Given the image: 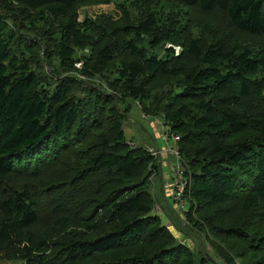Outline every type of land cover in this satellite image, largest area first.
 I'll list each match as a JSON object with an SVG mask.
<instances>
[{
	"label": "trees",
	"instance_id": "1",
	"mask_svg": "<svg viewBox=\"0 0 264 264\" xmlns=\"http://www.w3.org/2000/svg\"><path fill=\"white\" fill-rule=\"evenodd\" d=\"M102 1L0 0V256L217 263L205 251L197 258L154 212L159 165L124 130L122 106L134 101L180 136L191 222L210 228L225 264H264V0H168V9L224 14L257 39L252 48L208 25L198 28L203 38L181 40L182 11L162 18L151 6L162 10L160 0H137L139 20H78L76 7ZM57 165L56 179L40 178ZM53 189L82 199L66 207ZM53 206L59 215L43 221Z\"/></svg>",
	"mask_w": 264,
	"mask_h": 264
},
{
	"label": "rangeland",
	"instance_id": "2",
	"mask_svg": "<svg viewBox=\"0 0 264 264\" xmlns=\"http://www.w3.org/2000/svg\"><path fill=\"white\" fill-rule=\"evenodd\" d=\"M151 4V2H149ZM159 5H163L164 8L161 10L159 7H155L153 4L151 6L154 10L161 12L162 18H165L167 12L172 15L177 11L181 10L184 19L179 22L182 27L180 28L179 36L181 40H189L193 38H203L199 31L204 28L205 25H208L207 32L212 34L217 31L219 35H223L227 42L230 45L238 44L243 47H254L253 41L257 39L252 38L245 33H240L229 25L228 19L224 14H208L203 12L198 7H180L179 9H168L171 6L168 0H160ZM152 9V10H153ZM77 13L78 20L80 22H85L86 20H94L99 18H105L107 20H112L114 22H130L131 19L139 20L142 16L143 9L137 4V0H104L101 3H85L79 5L75 9ZM182 18V17H181ZM197 26V27H196ZM172 44L165 43L163 47L156 50V53L161 57H165V49L171 48ZM148 51L153 53L154 51L146 45ZM175 53L178 56H181L183 51L179 46H174ZM123 109L129 110V117L127 122H125V134L129 141L145 148L149 147L151 149H162L165 147L164 142V126L162 117H152L147 115L143 107L134 101L126 102L125 106H122ZM160 167V168H159ZM158 167L150 177L151 191L154 199V212L163 219V224L166 225L171 233L176 237L179 243H182L189 247L191 252L198 258L205 251L209 253L212 259L219 264H225L224 259L219 255V253L214 248L213 242H215L214 236L210 233V228L207 225L202 223L201 217L195 218L200 222V226H197L195 223L186 221L183 217V212L180 209L179 204L174 200L175 195L177 194L175 180V173L178 169L177 160L172 156H163V163ZM61 165H57L52 169L47 170L46 172H52V177H47V180L44 177L42 180L52 182L53 179H56L59 175V169ZM187 171H189L187 167ZM184 176L188 177V172L184 173ZM176 183V184H175ZM58 186L54 187L57 188ZM47 191L50 189V185H46ZM57 189L51 190L50 195L55 197L57 195ZM51 197L48 195V198ZM55 200L60 201L61 203H66L65 206L69 207L71 203H76L77 205L81 199L82 195H74L72 198H69V201L66 202L65 196L62 194L56 196ZM186 200V199H185ZM47 207V210L44 213H41V218L43 221L50 222V216L57 217L59 211ZM185 209L188 210L189 205L185 202ZM53 210V211H52ZM185 223L187 224L185 226ZM172 229V230H171ZM237 264H241L240 260L235 259ZM0 264H17L15 261L8 259L6 254L0 256Z\"/></svg>",
	"mask_w": 264,
	"mask_h": 264
},
{
	"label": "built area",
	"instance_id": "3",
	"mask_svg": "<svg viewBox=\"0 0 264 264\" xmlns=\"http://www.w3.org/2000/svg\"><path fill=\"white\" fill-rule=\"evenodd\" d=\"M164 128V127H163ZM164 142L165 147L162 149H151L149 147H145L147 151H149L156 159L157 164L160 166L163 163V156H172L177 160L178 169L175 173V180L178 184H176L177 194L174 197V200L179 204L181 211L183 212V217L186 221H189L191 218L189 216L190 213V205L189 200L187 198V188L189 187V181L184 173H187V163L184 159V156L178 146V142L180 141L179 135H174L169 137L164 131ZM186 199V200H185ZM185 202L188 203V210L185 209ZM187 224L185 223V226Z\"/></svg>",
	"mask_w": 264,
	"mask_h": 264
},
{
	"label": "water",
	"instance_id": "4",
	"mask_svg": "<svg viewBox=\"0 0 264 264\" xmlns=\"http://www.w3.org/2000/svg\"><path fill=\"white\" fill-rule=\"evenodd\" d=\"M209 258H210L211 261H213V259H211V257H209ZM216 264H218V263H216Z\"/></svg>",
	"mask_w": 264,
	"mask_h": 264
},
{
	"label": "crops",
	"instance_id": "5",
	"mask_svg": "<svg viewBox=\"0 0 264 264\" xmlns=\"http://www.w3.org/2000/svg\"><path fill=\"white\" fill-rule=\"evenodd\" d=\"M163 220V219H162ZM165 224V223H164ZM172 230V229H171ZM174 234V233H173Z\"/></svg>",
	"mask_w": 264,
	"mask_h": 264
}]
</instances>
